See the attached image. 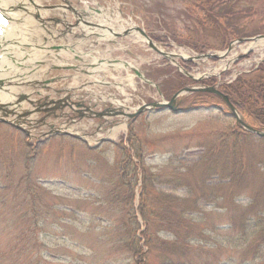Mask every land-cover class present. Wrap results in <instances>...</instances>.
<instances>
[{
  "label": "rangeland",
  "instance_id": "obj_1",
  "mask_svg": "<svg viewBox=\"0 0 264 264\" xmlns=\"http://www.w3.org/2000/svg\"><path fill=\"white\" fill-rule=\"evenodd\" d=\"M199 2L37 0V12L23 11L33 20L21 23V49L36 47L30 58L40 61L22 100L34 120L24 125L22 113L13 115L19 123L0 115V264H132L125 246L136 238L145 264L264 263V140L238 129L222 105L188 108L193 97L182 94L183 111L147 112L92 149L51 135L59 125L44 126L56 122L43 118L40 104L49 95L64 97L63 106L71 90L78 100L89 85L123 94L136 107L167 99L166 87L177 82L191 84L187 72L231 82L264 62V41L242 61L236 57L253 42L234 45L221 59H195L223 52L226 35L228 43L234 35L264 34V0H223L216 9ZM80 13L97 22L85 24L95 30L84 41ZM99 25L107 26L105 38ZM222 25L226 31L217 32ZM134 26L168 57L137 32L121 35ZM189 42L202 50L193 52Z\"/></svg>",
  "mask_w": 264,
  "mask_h": 264
},
{
  "label": "bare ground",
  "instance_id": "obj_2",
  "mask_svg": "<svg viewBox=\"0 0 264 264\" xmlns=\"http://www.w3.org/2000/svg\"><path fill=\"white\" fill-rule=\"evenodd\" d=\"M21 1L26 2V0ZM29 1L35 4L37 0ZM0 9L4 12L9 21L3 36L0 37V115L7 117V119L11 117L10 122L13 119L14 122L19 123L20 121H16L17 118L13 115L18 116L19 113H22L23 120H25L23 124L30 125V121L34 119L31 118L30 115H25L26 111H24V103L22 100L23 96H25L23 93L28 94V88L24 86L36 82L37 78H35L33 74H35L36 63L40 61V59L30 58L31 51L38 52L36 47L26 51L21 49L22 42H24L25 39L21 37L22 31L20 27L22 26V22L25 23V19L33 20V16H26V14L22 13L20 3L15 0H0ZM83 14L84 13L78 14L77 20L80 25L81 36L86 37L89 32L95 29L90 28L89 25H85V21H88L90 25H94L97 22L95 20H89ZM99 27L101 26L99 25L96 27V31H101V38H105L108 34L107 26L103 27L105 28L103 30H98ZM254 46L255 44L251 43L248 45V48L250 47L252 49ZM20 50L22 51L20 52ZM178 55L186 58L183 53H179ZM123 129L124 125H119L111 130L109 136L113 137Z\"/></svg>",
  "mask_w": 264,
  "mask_h": 264
},
{
  "label": "trees",
  "instance_id": "obj_3",
  "mask_svg": "<svg viewBox=\"0 0 264 264\" xmlns=\"http://www.w3.org/2000/svg\"><path fill=\"white\" fill-rule=\"evenodd\" d=\"M199 7L205 8L207 6H211V8H218L223 5V0H198ZM236 28V26L234 27ZM217 32L219 30L226 31V26L222 25L221 27H216ZM221 45L226 44V37H221ZM188 44V43H187ZM191 48H193L196 51H201L202 46H198L199 44L191 43L189 44ZM200 47V48H198ZM181 75V74H180ZM179 78V73L177 75ZM183 77V76H182ZM183 79V78H182ZM184 80V79H183ZM205 83H211L214 82V79H209L204 81ZM182 83L177 82L173 84L171 87H166L165 91L169 94V92L175 91L179 86H181ZM223 93L227 94L231 101L235 104L238 111L245 115L246 118H250L252 121V125L255 127L264 130V62L260 63L258 68L252 71L251 73H247L243 76H238L232 83L230 84H223L219 87ZM193 97V101H190V106H211V105H217L222 104V101L219 97L216 95H213L212 93H193L191 95ZM126 152H128V149L124 148ZM128 155V154H127ZM128 162H130V159H128ZM141 208H143L141 206ZM142 213V212H140ZM143 215V213H142ZM147 230V229H146ZM143 231L141 235H143L145 238V242L148 243V236L147 231ZM261 232L259 234V237H261ZM258 248H261L260 245L256 244ZM131 253L134 258V262L132 264H145L144 258H146L147 254L144 249V246L139 243V238L136 239H130L126 242L125 246ZM257 248V250H258ZM2 250L0 248V257L2 255ZM5 253V251L3 252ZM258 256L259 259L264 261V247H262L260 250H258ZM136 258V259H135ZM143 260V261H142ZM166 264V263H163ZM167 264H185L184 262L177 260L169 261ZM260 264H264L263 262Z\"/></svg>",
  "mask_w": 264,
  "mask_h": 264
},
{
  "label": "flooded vegetation",
  "instance_id": "obj_4",
  "mask_svg": "<svg viewBox=\"0 0 264 264\" xmlns=\"http://www.w3.org/2000/svg\"><path fill=\"white\" fill-rule=\"evenodd\" d=\"M147 35L150 36L149 34H147ZM258 35L262 36L264 34L262 33V34H258ZM226 37H227V35H226ZM250 38L251 37H246V36L240 37V36L234 35L233 39H230L229 42H232L234 40H239V39L249 40ZM164 39H165V37L162 38L161 40L164 41ZM193 51H196V50L193 49ZM239 61H242V60H239ZM257 68H258V66L255 67L252 71H254ZM252 71H250L249 73H251ZM230 83H232V81L231 82H224V81H218V80L214 79V82L201 83V84H204V86H214L217 90H219L221 93H223V91L219 87L223 84H230ZM109 86H111L110 83H109ZM183 86H186V84L183 83L176 90H178L179 88H181ZM197 93H200V92H197ZM223 94L228 97L230 103L236 109V106L231 101L230 97L225 93H223ZM213 95H216V94H213ZM132 96H135V95L130 94V97H132ZM216 96L219 97L218 95H216ZM66 99H67L66 100L67 102L63 106H59V104L64 102L63 101L64 97H63V99L62 98H58V99L56 98L55 100L52 98L49 99V102H47V104L51 105L52 107L44 110V112H45L44 117L49 116V115L57 117V115H59L61 117L60 120L62 122H65V123H69L70 121H72L75 118L84 119L85 121L88 122V124L85 125L83 131L80 134L81 136L79 138H83V139L92 138L93 136H96L97 132H105V131L109 130L110 128H112L113 126L117 125L118 123H120L122 121H125L127 123V125L129 126L134 120L138 119L139 116H141L147 112L152 111V109L148 108V109L142 111L139 115H135L133 117H128V115L132 114L135 111V109H134V107L126 105L127 98L123 99L122 97L118 96V94H112L110 92L107 93L105 91H94V90L88 89L87 94L85 95V99L83 100L82 103L77 102L79 100H73L72 101L70 95H68L66 97ZM220 100L222 101V104L211 105V106L223 105L224 104L223 100L221 98H220ZM121 103H124L125 106H121ZM179 107H181L183 109L185 108L183 105V99L181 100V102H179ZM194 107H199V106H194ZM122 108H124V110ZM120 114L125 115L127 118L125 119ZM62 117H64V120ZM242 118L244 119V121L245 120H251L250 118H246L245 115H242ZM237 128L240 129L239 127H237ZM240 130L242 131V129H240ZM71 138H73V137H71ZM79 138H75V140L86 145L85 142L81 141ZM104 138H100V140H102ZM106 140H108V139H106ZM100 144L101 143H99L98 145L96 144L92 148H99ZM87 148L92 149L91 147H87Z\"/></svg>",
  "mask_w": 264,
  "mask_h": 264
},
{
  "label": "water",
  "instance_id": "obj_5",
  "mask_svg": "<svg viewBox=\"0 0 264 264\" xmlns=\"http://www.w3.org/2000/svg\"><path fill=\"white\" fill-rule=\"evenodd\" d=\"M137 31L147 40H149L147 38V36L145 35V33L137 28ZM252 40L253 41H258V40H264V35H257L255 37H252ZM239 41H245V39H239L237 40V42ZM233 41L229 43V46L228 48L226 49V51L222 54H217V53H206V54H201L199 56H196L195 58H198V59H201V58H206V59H210V58H216V59H220L222 58L223 56H225L227 54V52H229V50L232 48L233 46ZM148 45L154 49L155 51L159 52L160 51L154 46V44L152 43V41L149 40L148 42ZM188 60H191V58H187ZM188 91H199L200 93L201 92H210V93H214L216 95H218L223 101L224 103L229 107L233 117H234V120H235V124L237 125H240L243 129H245L246 131L248 132H251L253 134H255L256 136L258 137H262L264 138V131H260V130H257V129H254L253 127L247 125V124H244V122L241 120L240 116H239V113L237 112V110L235 109V107H233V105L230 103L228 97L226 95H224L223 93H221L219 90H217L214 86H204V87H184L182 89H180L179 91H177L176 93H174L171 97V99L168 101V102H154V103H151L149 104V106L151 107H168L171 111L173 112H177L179 110V108L177 107V104L179 103V101L177 100V96L181 93H184V92H188ZM148 106V105H146ZM145 105L142 106V107H139V109H137L136 112H134L133 114H130V117H132L134 114H138L139 112H141L143 109H145L146 107ZM53 133H65V134H69V132L67 131H59L58 129H54L52 131ZM73 136H76L74 134H71Z\"/></svg>",
  "mask_w": 264,
  "mask_h": 264
}]
</instances>
